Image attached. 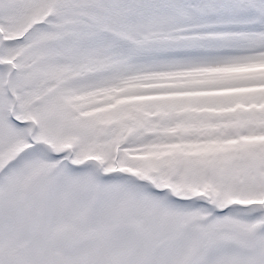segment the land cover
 <instances>
[{"label": "snow or ice", "instance_id": "6c2138e0", "mask_svg": "<svg viewBox=\"0 0 264 264\" xmlns=\"http://www.w3.org/2000/svg\"><path fill=\"white\" fill-rule=\"evenodd\" d=\"M0 264H264V0H0Z\"/></svg>", "mask_w": 264, "mask_h": 264}]
</instances>
